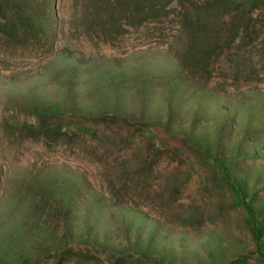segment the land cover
Wrapping results in <instances>:
<instances>
[{
  "label": "rangeland",
  "instance_id": "374dc122",
  "mask_svg": "<svg viewBox=\"0 0 264 264\" xmlns=\"http://www.w3.org/2000/svg\"><path fill=\"white\" fill-rule=\"evenodd\" d=\"M0 264H264V0H0Z\"/></svg>",
  "mask_w": 264,
  "mask_h": 264
},
{
  "label": "trees",
  "instance_id": "16d2710c",
  "mask_svg": "<svg viewBox=\"0 0 264 264\" xmlns=\"http://www.w3.org/2000/svg\"><path fill=\"white\" fill-rule=\"evenodd\" d=\"M6 10V12H8L9 11V9L7 8V9H5ZM13 15H15L17 18H21V17H18L19 16V14L17 15V14H15V13H13V12H11Z\"/></svg>",
  "mask_w": 264,
  "mask_h": 264
}]
</instances>
